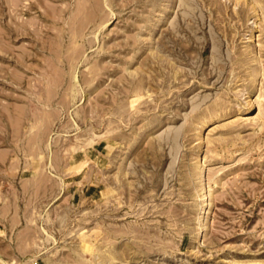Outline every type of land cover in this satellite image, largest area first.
<instances>
[{"label": "rangeland", "instance_id": "1", "mask_svg": "<svg viewBox=\"0 0 264 264\" xmlns=\"http://www.w3.org/2000/svg\"><path fill=\"white\" fill-rule=\"evenodd\" d=\"M0 264H264V0H0Z\"/></svg>", "mask_w": 264, "mask_h": 264}, {"label": "bare ground", "instance_id": "2", "mask_svg": "<svg viewBox=\"0 0 264 264\" xmlns=\"http://www.w3.org/2000/svg\"><path fill=\"white\" fill-rule=\"evenodd\" d=\"M93 131V130H92ZM95 133V132H94ZM92 134V133H91ZM96 134V133H95ZM92 137V136H91ZM85 138H87V137H85Z\"/></svg>", "mask_w": 264, "mask_h": 264}]
</instances>
